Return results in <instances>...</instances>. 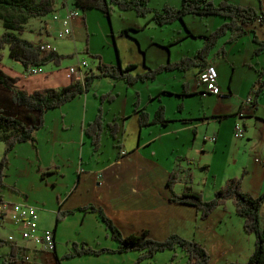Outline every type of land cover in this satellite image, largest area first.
Segmentation results:
<instances>
[{"label":"crops","instance_id":"obj_1","mask_svg":"<svg viewBox=\"0 0 264 264\" xmlns=\"http://www.w3.org/2000/svg\"><path fill=\"white\" fill-rule=\"evenodd\" d=\"M245 4L249 5L246 2ZM62 5L64 6L62 14L55 13L57 18L54 19L50 16L51 19L42 21V23L38 19L40 24L36 30L32 31L36 35L33 41H47L56 51H59L58 42L42 35H47L50 28L58 30L60 27L58 18L64 16L66 10L75 9L77 15L78 12L81 14L78 17L76 15L74 18H70V33L67 35L76 37L79 23L83 22L85 31L87 30L88 14L86 12L90 10L86 8L81 12L77 8H73L71 4H67L65 0ZM259 9L264 13V0H260ZM101 15L104 17V14L101 13ZM139 29L140 26L134 24V19L132 22L125 21L118 26L119 33L125 31L132 35ZM250 32L251 30L247 27L246 31L237 37L249 36ZM262 34L261 38H257L254 32V37L251 35L252 51L249 58H243V64L246 67L243 66L241 69L240 77L244 78L243 86L241 83L237 87L230 85L229 80L233 77L231 72L225 87L223 81L225 70L221 68L220 64L225 60L223 50L221 53L215 52L217 48L213 50L217 54L216 56L220 57L219 59L210 61L206 59V62L213 63L215 67L217 65L216 86L219 92V95L213 92L203 95L205 98L214 95V103L209 112L202 107L201 112L194 114L190 111L183 112L181 111L183 102H181L177 106L181 111L179 114L165 116L163 113L167 119L164 123L153 121L146 125H139L136 117L139 108L145 110L149 116L155 111L156 107L149 102L152 95H159V91L174 92L178 95L179 90H171L162 84L158 90L153 92L151 82L155 77L126 83L121 79L107 75L94 77L86 90L58 106L46 109L43 113L42 125L34 131V139L19 141L16 144L22 151H30L32 159H36V161L40 154L43 155L46 160L39 159L41 164L38 165L37 161L36 165L42 169V175L54 179L53 185L56 184L57 176H64V170L58 168L59 160L69 158V161L72 162V180L62 188L61 192L58 191V194H63L56 197V210L60 209L64 213L59 220H56L61 221V225L57 226L54 218L50 229L53 236V249L48 252V250L35 247L32 243V254L28 261L32 264H43L46 258L56 255L59 264H130L136 258L137 250L104 251L98 254L83 253L60 258L61 254L71 250L73 241L77 243L83 241L94 248H115L117 246V241L110 236L108 226L98 214L97 208L122 234L138 233L144 230L150 237L162 238L167 234L178 232L186 237L199 239L206 247L210 243L215 255V249L217 250L215 262L245 260L252 251L254 236H251V232H246L243 229L242 217L234 211L230 201L225 200L224 203L212 208L205 216H201L199 210L192 204L174 202L168 198L167 177L171 171L177 173V178L171 186L175 192L181 191L184 186H189L191 190L199 192L202 198L207 199L225 178L239 175L243 171L241 188L253 195L263 191L264 100H261L260 97L264 96V84L261 85L258 94L254 97L253 105H242V100L246 95L251 93L253 98L252 90L258 81H264V57L261 59L251 57L253 54L264 55V45L262 42L259 43V41H264V31ZM112 35V27L110 24L108 27L104 22L102 36L104 44L110 47V49L108 48L109 55L103 50L106 48L104 44H99L100 48H97L91 46L89 41L87 43L88 39L85 40L84 51L87 53L96 52L104 62L120 63L122 59H119V48L118 50L117 46L114 48ZM227 37L226 41H233L237 38L229 40ZM256 43L259 45L256 46ZM192 53L193 51L183 55ZM144 60L145 58L141 61V69L133 72H140L146 68ZM125 61V65L133 64L135 66V62H132L133 59ZM17 62L11 58H0V68L9 75L15 76L16 87L30 91L37 87L67 84L69 81L67 67L76 61L64 67H58L54 62L48 61L54 66L50 64L49 67L38 73L25 72L20 62ZM86 63V71H96L95 64L92 68L87 61ZM231 66L234 71L233 65ZM192 67L194 70L190 71L192 74L190 83L187 78L183 79L185 94L181 96L200 94L202 89V86L197 84L199 66ZM137 81L150 84L146 86V93L144 92L146 99L141 97L137 86L133 85ZM130 85L134 89L133 92L128 87ZM106 92L113 94L111 100L100 99L99 95ZM222 94H227V96L222 97ZM132 99L134 101L131 109ZM240 109L243 113L241 116H237L235 113ZM98 112L101 114L103 123L115 122L117 128L112 136L104 127L100 133L99 145L94 150L88 136L83 132V126ZM132 116H135V119ZM236 121H239L242 126L240 136L232 134V127ZM142 127H146V129H142ZM106 134L111 138L112 149L103 155L105 159H99L100 140ZM180 135L186 137V141H188L180 150L183 154L180 157L184 158L185 163H177V156L170 157L168 154L169 151L172 153L176 149L174 143ZM158 138L172 141L170 150H167L166 147L162 158L156 156L154 142ZM41 141H45L46 145L45 143L40 145ZM71 142L78 147L77 153L74 155H71L70 152L66 153L63 149L66 143ZM226 146L236 157H230L225 149ZM208 152H210V156L207 155ZM206 158L209 160L206 161ZM214 158L217 160L216 164H214ZM82 159L85 163L83 165ZM191 159H196L203 168L204 174L201 176V180H193ZM231 162L233 163L230 164ZM263 204L264 198L258 208L262 221H264ZM36 211L38 231L42 228L49 229L45 215L38 213L37 207ZM21 243L22 245H17L28 249L27 246H24L25 243ZM25 248L20 252L19 258L13 261L24 258L27 261ZM38 250L44 253L48 252L49 256L47 253L38 258ZM156 252L152 254L155 259L152 262L149 260L150 258L146 257L137 264H165L156 263L158 260Z\"/></svg>","mask_w":264,"mask_h":264},{"label":"trees","instance_id":"obj_2","mask_svg":"<svg viewBox=\"0 0 264 264\" xmlns=\"http://www.w3.org/2000/svg\"><path fill=\"white\" fill-rule=\"evenodd\" d=\"M73 8H96L105 16H108L112 5L120 9H132L137 15H142L146 11L151 12V19L155 24H166L170 21L181 18L184 13L197 15L216 14L224 18L210 32L201 35L204 39L202 44L193 51L191 55H183L178 60L167 61L164 64L145 66L140 72H130L133 64L121 67L118 63H108L100 59L98 54H93L96 58V71L87 70L82 79H77L73 74L69 75L67 84L60 86L37 87L30 91L15 86V76H11L0 68V140L3 142V154L0 157V186L3 167L6 163L5 154L9 152L18 141L33 140L34 131L42 125L43 113L46 109L58 106L71 99L83 90H86L94 77L111 76L131 83L136 80L152 79L161 69L175 67L184 70L192 66H199V69L206 63V56L216 44L219 36L228 33V39H233L246 31L249 23L254 21L264 22V13L258 11L250 5H239L226 0L213 2L212 0H180L178 6L163 4L161 10H151L147 6V0H71ZM54 9L53 0H0V21L3 29L0 31V47L6 46L8 56L20 62L25 69L31 65L44 64L52 61L55 64L61 56L56 50L46 48L40 50L37 46L39 40L32 41L23 36L20 32L24 28V22L28 17H40ZM187 34H191L188 30ZM127 33V32H126ZM253 36V34H252ZM254 37V36H253ZM264 41H259V43ZM221 47L216 51H220ZM198 69V70H199ZM264 81H258L252 90L250 105L254 104V97L258 94ZM184 83L182 92L184 95ZM100 99L111 100L113 94L106 92L100 94ZM253 102V103H252ZM137 122L139 125H146L153 121L164 123L167 119L163 115V106L157 105L154 113H148L139 108L137 110ZM106 127L110 135L116 131V123H103L101 114L96 115L83 126V132L88 136L92 149H97L99 145L100 133ZM42 175V172H40ZM243 171L239 175H233L225 180L213 190L211 197L204 199L199 192L184 186L179 192L172 190V184L177 178V173L171 171L167 177L169 190L168 198L174 202L192 204L199 210L201 216H205L216 205L224 203L229 199L234 211L242 217V227L246 232L253 233L254 244L252 251L243 261L228 260L219 264H264V221L260 222L258 213L259 205L264 198V189L261 193L253 195L241 188ZM2 201L0 194V202ZM98 214L108 226L109 234L117 241L115 248L90 247L85 242L73 241L71 250L64 252L60 258H67L76 254L93 253L98 254L104 251H125L134 249L138 251L136 258L130 264H136L141 259L151 256L157 250L165 248H180L183 252L185 264H207L208 253L204 246L193 238L170 233L163 238L150 237L144 230L138 233L122 234L118 228L97 208ZM63 214L62 212H60ZM3 213L0 212V220ZM58 219L55 216V221ZM9 243L7 261L19 258L20 252L24 251L23 246L17 245L13 240L0 237V244ZM174 254H171L172 258ZM58 259V257L56 256Z\"/></svg>","mask_w":264,"mask_h":264},{"label":"rangeland","instance_id":"obj_3","mask_svg":"<svg viewBox=\"0 0 264 264\" xmlns=\"http://www.w3.org/2000/svg\"><path fill=\"white\" fill-rule=\"evenodd\" d=\"M65 1L67 2V4H70L71 0ZM212 1L217 2L219 0ZM226 1L239 5H242L243 3L245 4L246 2L249 5L253 6L257 11L259 10L260 0ZM53 2L54 9L51 12L40 17L27 18V20L24 22L23 30L19 33L20 36H23L33 41L36 35L32 31L38 28V24H40L38 19H40L42 23V21L51 19L50 16H52V14H62L64 12V6L62 5L64 0H53ZM179 2L180 0H147V6L150 7L151 10L155 9L160 11L163 4L178 6ZM89 9L90 10L86 12L88 14L87 30L85 31V25L83 22L79 23L76 37H70V35L57 36V30L54 28H50L49 33L47 35H42L47 39L57 41L59 44V51L57 52L60 53L61 56L56 66L64 67L67 66L69 63L75 62L81 58L87 61L88 64L92 68H94L96 58L93 56V54H95L96 52L87 53L86 51H84V46L86 45L85 40L88 39L87 43L89 41L91 46H96L97 48H100L99 44H104L102 36V31H104V22L108 25V27L109 24L112 27L114 48L116 46L117 50L119 48V59H122L120 63L118 62L119 65L123 67L125 66V60L133 59L132 62H135V66L130 68V71L133 72L141 69V61L143 58H145V66L149 67L157 64H164L167 61H175L179 58V56L183 54H190L202 44L204 38L201 35L210 32L214 29L215 26H217L222 20H224V18L216 14L197 15L192 13H184L182 14L181 18H176L170 21L169 23L159 25L155 24L152 21L150 17V11H146L142 15H137L132 9H120L116 5H112L109 15H104L103 17L98 9ZM78 10L81 12L83 11L80 8H78ZM78 13L81 14L80 12ZM79 14L77 15V17L79 16ZM75 16L71 18H74ZM132 18L134 19V24L140 26V29L134 32V35H132V33H126L125 31L119 33L118 26L125 21L132 22ZM247 27L249 30H251L249 36L242 35L237 37L233 41L225 40V38L227 37V33L219 36L215 46L212 50H210V52L206 56V59L209 61L219 59L220 57L216 56L217 54L214 53L213 50L221 46L222 49H220V51L218 52L221 53V51L223 50V55L225 58L224 62L220 63L221 68L225 70V75L223 76L225 87L231 72L233 74V77H231V79L229 80L230 85H233V87H237L241 83L243 86L244 78L240 77L242 72L241 69L243 66L246 67V65L243 64V58H249L250 52L252 51L251 35L253 34V32L257 35V38H261L263 35L262 33L264 31V22L254 21L252 23H249ZM2 29L3 27L0 21V31ZM188 30L194 36H192L191 34H187ZM258 45L259 44L256 43V46ZM105 46L106 48H103V50L107 53V55H109L110 47L108 45ZM251 57H259L261 59L264 57V55L253 54ZM0 58L10 59L7 53L6 46L0 47ZM50 64L51 63L48 62L42 64V69H46L47 67H49ZM231 65H233L234 71H232ZM215 68L217 69V65ZM193 70L194 67H189L188 69L186 68L185 71L179 70L175 67L161 69L155 74L156 76L154 81L151 82L153 92L155 90H158V88H160L162 84H165L171 90L178 89V93L182 92L181 84L183 82V79L187 78L188 82L190 83L192 76V74H190V71ZM184 75L186 77H183ZM133 85L137 86L138 90L141 93V97L145 98L144 92L146 93V86L150 84H146V82L137 81ZM128 87L133 92L134 89H132V86L130 85ZM200 94L194 93L191 95L178 96L174 92L167 93L159 91V95H152V97L149 99V102H151L154 107H157V105L161 104L164 108L163 113L165 116L179 114L181 111H190L192 112V114H194L196 112H201V107L204 108L205 111L208 110L209 112L211 105L214 103V95L205 98L203 96L205 94ZM260 99L264 100V96L261 95ZM133 101L134 100L132 99L130 102L131 109L133 107ZM181 102H183V108L180 111L177 106ZM132 117L133 119H135V116ZM142 129H146V127H142ZM186 140V137L180 135L174 143V145H176V149H174L172 153L171 151H169L168 153L170 154V157L177 156V163H185L184 158L180 157L183 156L180 150H182L187 144L188 141ZM16 143L13 145L12 149L5 154L6 163L3 167V174L1 176L2 185L0 186L1 198L2 200L8 202L21 201L36 206L38 213H43L45 215L47 226L49 227V229H51L55 216L57 215V220H59L62 216V214L60 213L61 210H56V197L59 196V194H63H58V191L61 192L62 188L69 184L72 180V162L69 161V158L59 160L58 168L64 170V176H57L56 184L53 185L52 181L54 179L50 176L46 177L44 175H41L40 172L42 169L39 168L40 166L38 167L36 165L37 161L39 165L41 164V161L46 160L43 155L40 154L36 161V159H32V154L30 151H22ZM44 143L46 145L45 141H41L40 145H43ZM154 144L156 147V156L162 158L164 156L165 148L167 147V150H170L169 147L172 145V141L168 139L158 138L155 140ZM63 149L66 151V153L70 152L71 155H74L75 153H77L78 147L76 144L73 145V143L71 142L66 143ZM111 149V138L108 134H106L105 136H102L100 140L101 152L98 155L99 159H105V156L103 155H105V153ZM225 149L226 151H228L231 158L236 157V155L229 150L228 146H226ZM2 154L3 142L2 140H0V157L2 156ZM202 155L205 157L204 154ZM207 155L210 156V152H208ZM39 159H41V161H39ZM83 160L84 159H82V165L85 164ZM207 160L209 159L206 158V161ZM190 161L191 166H193V180H201V176L204 174L202 166L199 162L197 163L196 159H191ZM216 163L217 160L216 158H214V164ZM232 163L233 162H231L230 164ZM35 168L38 172L35 170ZM259 216L261 215L259 214ZM261 221L262 220L260 219V222ZM60 223L61 221H56L57 226H60ZM173 233H176L180 236H184L183 234H180L178 232ZM252 235L253 233H251V236ZM0 237L14 240V242L19 245H22L21 242L25 243L24 246L28 247V249L25 248V252L28 257L27 261L29 260V257L32 254L31 246L33 244L29 240H26L20 236V230L18 225L13 223L7 213H5L2 219L0 220ZM193 239L197 242H200L199 239ZM202 245L208 253L207 264H219L224 262H215V259L217 258V250L215 249V255L210 243H208L207 247L204 244ZM35 247L42 248V246L39 244H35ZM8 250V242H3L0 244V264H32L30 261L27 262L25 258L23 260H16L10 262L7 261L6 256ZM47 253L38 250V258L42 254ZM172 253L174 254V256L170 258ZM182 253L183 252L178 247H175L174 250H170L169 248L157 250L155 255L158 257V260L156 261V263L185 264L183 258L184 256L182 255ZM47 255L49 256V253ZM148 258H150L149 260L151 262L152 260H155L152 255L148 256ZM48 259L49 257L46 258L45 262L43 261V264H48ZM40 262L42 263V261Z\"/></svg>","mask_w":264,"mask_h":264},{"label":"built area","instance_id":"obj_4","mask_svg":"<svg viewBox=\"0 0 264 264\" xmlns=\"http://www.w3.org/2000/svg\"><path fill=\"white\" fill-rule=\"evenodd\" d=\"M75 15H77V11L75 9H68L66 10L64 16L58 18L60 21V27L57 30V36H64L70 33L69 20ZM52 18H57V15L52 14ZM37 46L40 50L52 48V46L47 41H39ZM86 66V61L84 59H79L67 67V74H73L75 78L81 80L86 72ZM24 70L27 73H38L42 71V65H31L26 67ZM216 74L217 72L215 65L211 62L204 63V65L197 71V84L202 86L200 93L205 94L207 92H213L219 95L216 86ZM221 96H227V94H222ZM250 100L251 95H246V97H244L242 100V105L249 104ZM242 113L243 112L240 109L235 114L237 116H241ZM232 134L234 136H240L242 134V126L239 121L234 122ZM0 212L3 213V215L7 213L13 223L18 225L20 236L22 238L29 240L34 245H41L42 249L48 251L53 249L52 231L48 228H42L39 231L37 229V211L34 205L21 201L8 202L2 200L0 202ZM48 264L58 263L56 259L50 256L48 259Z\"/></svg>","mask_w":264,"mask_h":264},{"label":"water","instance_id":"obj_5","mask_svg":"<svg viewBox=\"0 0 264 264\" xmlns=\"http://www.w3.org/2000/svg\"><path fill=\"white\" fill-rule=\"evenodd\" d=\"M52 257H53L54 259H56L57 263L59 264L58 259L56 258V255H53Z\"/></svg>","mask_w":264,"mask_h":264}]
</instances>
